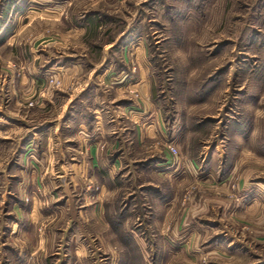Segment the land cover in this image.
Returning <instances> with one entry per match:
<instances>
[{"label": "rangeland", "instance_id": "1", "mask_svg": "<svg viewBox=\"0 0 264 264\" xmlns=\"http://www.w3.org/2000/svg\"><path fill=\"white\" fill-rule=\"evenodd\" d=\"M0 264H264V0H0Z\"/></svg>", "mask_w": 264, "mask_h": 264}, {"label": "built area", "instance_id": "2", "mask_svg": "<svg viewBox=\"0 0 264 264\" xmlns=\"http://www.w3.org/2000/svg\"><path fill=\"white\" fill-rule=\"evenodd\" d=\"M168 147H169L170 151H172V153H175V151H176V147L175 146H173L171 144H168Z\"/></svg>", "mask_w": 264, "mask_h": 264}, {"label": "crops", "instance_id": "3", "mask_svg": "<svg viewBox=\"0 0 264 264\" xmlns=\"http://www.w3.org/2000/svg\"><path fill=\"white\" fill-rule=\"evenodd\" d=\"M57 16V15H56ZM54 19H55V16H54Z\"/></svg>", "mask_w": 264, "mask_h": 264}]
</instances>
